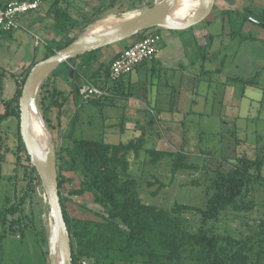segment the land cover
<instances>
[{
  "label": "rangeland",
  "instance_id": "374dc122",
  "mask_svg": "<svg viewBox=\"0 0 264 264\" xmlns=\"http://www.w3.org/2000/svg\"><path fill=\"white\" fill-rule=\"evenodd\" d=\"M53 1L44 0L41 8L35 12L38 16L35 17V13L30 14V17L26 16L33 19V26L0 35V114L7 112L4 101L16 95V89L20 87L23 75L46 55L47 50L44 47L47 42L61 43L69 37L82 36L86 30L96 28L97 25L104 29L109 26L104 23L108 17L115 15L119 18L116 21H124L152 6L157 0H116L110 8L98 15L99 19L96 22L87 26L86 23L95 13L96 8L102 4H109L110 0H59L60 5L68 8L74 19L78 21V25L67 27L65 30L55 28L56 22L47 14ZM249 2L250 5L246 4L255 15L264 14V0H259V3H253L252 0ZM175 9L176 7L171 5L168 14ZM193 11L191 9L187 13L186 19ZM224 17L228 19L227 14H224ZM232 19L230 25L232 36L226 44L223 43L224 27L221 23L196 26L195 35L199 43L189 50L197 55L199 63H205L206 69L213 70L211 75L205 77L203 83L198 84V93L193 97L197 103L191 98L185 100L186 106L183 110L188 115L175 117L176 122L171 120V124L159 122L153 126L144 125L145 131L148 132H146L144 148L138 155L133 152L128 155L130 161L128 171L130 176L136 179L139 196L146 204L168 210H171L175 203L205 208L206 200L211 194L210 183L215 177V172L209 169L213 161L215 166L222 164L228 169L231 161L237 156L255 159L264 155V39H261L264 37V26L251 20L247 21L257 28V31L260 30L257 35L254 33V28L250 30L243 28L240 23L242 19H235L233 16ZM156 28L148 29L147 33ZM160 29L164 36L165 28ZM208 32L213 34V42ZM165 41L164 36L161 47L164 46ZM126 42L127 40H124L114 44L121 46ZM110 46L103 48L100 61L104 68L109 62V49H112ZM85 60L87 57L80 63ZM91 66L89 72L97 68V62ZM58 68L57 66L54 70ZM63 72L56 71L52 80L54 82L58 80ZM63 74L65 78L61 80L67 78L66 72ZM103 75L102 72L97 77V83H102ZM254 77L257 83L250 84L249 81ZM81 78L85 79L84 76ZM225 78L234 85L231 94L226 93L223 83ZM66 80L60 83L65 88ZM189 97L192 95L190 94ZM15 104L14 102L13 107ZM125 105L124 100H116L114 105L102 107L86 104L76 124V136L103 140L112 144L125 143L139 136L141 131L138 129L122 132L120 126H112L121 123L124 119ZM36 106L51 138L53 162L56 163L55 152L71 144L68 130L75 108L71 106L69 100L62 109L60 123L56 119L58 109L53 108L49 112L53 126L49 129L38 105L37 96ZM232 106L234 118L230 117L229 108ZM169 117L166 114V120ZM19 121V117L14 114L0 122V262L52 264L50 253L52 218L40 178L36 180L31 195L21 202L29 187L30 165L33 164L31 159L29 163L27 155L21 151V141L18 136ZM152 148L174 152L183 149L188 154L187 162L195 165V168L179 169L173 173L171 170L173 157L161 159L154 165L151 163V156L147 153V150ZM77 185L78 180L75 178L65 183L64 195H68V190ZM245 200L252 202L249 210L237 211L228 208L216 220L208 222L206 228L212 233L230 234L236 239H249L252 249L247 252V264H253L257 259L260 264H264V170L260 177H256L249 184V192ZM66 204L70 214L75 217L99 219L96 211H100L101 208L93 203L90 195L72 197ZM14 206L18 207V211H6ZM179 216L184 227L190 232L197 231L202 223L201 215L196 209H185ZM42 236L47 238V245H42ZM101 264L125 263L105 260Z\"/></svg>",
  "mask_w": 264,
  "mask_h": 264
},
{
  "label": "trees",
  "instance_id": "16d2710c",
  "mask_svg": "<svg viewBox=\"0 0 264 264\" xmlns=\"http://www.w3.org/2000/svg\"><path fill=\"white\" fill-rule=\"evenodd\" d=\"M13 0H0V6H4ZM116 0H110L109 4H102L88 19L86 26L96 22L105 9L110 8ZM59 0H54L47 13L56 22L54 27L65 30L67 27L78 25L68 8L60 5ZM44 3V0L42 4ZM42 4L38 9L41 8ZM28 13L29 15L33 12ZM229 21L232 23V16L235 19H242L240 22L249 21L255 18L264 21V14L257 16L253 10L246 7L243 10L224 11ZM160 34L161 29H155ZM147 34L146 31L138 33L132 37L139 39ZM77 36L69 37L61 43L49 41L45 44L47 53L44 58L54 54L61 47L66 46ZM98 50L87 52L85 55L73 58L61 64L57 69L41 83L37 97L38 105L43 114L44 120L49 129L53 124L49 117V112L57 108L56 119L61 122L63 108L72 98L75 105V114L71 119L68 130L71 144L61 147L55 152L56 168L59 185L60 201L70 239L72 261L78 258H87L93 264H101L105 260H113L121 263L139 264H247L248 255L252 249L249 239H236L230 234L212 233L206 228L208 222L216 220L219 215L232 208L237 211H247L251 208L250 201H247L249 184L262 175L264 170V155L255 159L245 156H237L231 161L230 168L224 165L215 166V161L209 165V169L215 172V177L210 183L208 200L205 208H194L189 205L175 203L171 210L160 208L142 202L139 196L138 183L129 173L130 161L129 153L138 155L145 146L146 131L142 126L139 130L140 135L129 139L127 142L112 144L103 140L89 139L76 136V124L79 115L86 104L95 107L109 106L116 103V88L121 77L112 81L109 78L110 62L105 65L98 64L93 72H89L94 64ZM83 63L77 64V59L86 58ZM42 58V59H44ZM96 60V59H95ZM34 65V64H33ZM73 67L72 75L69 71ZM31 67L29 68V70ZM66 72V79L71 83V95L65 96L52 80L56 71ZM63 72V73H64ZM103 75L102 83H97L94 75ZM28 72L23 75L21 85L16 89V95L4 101L7 112L0 114V122L11 115H17L20 119L19 97ZM84 76L85 79L81 77ZM125 76V75H124ZM96 77V76H95ZM92 80L96 86L104 89L108 94L102 97L83 99L80 88L84 81ZM98 79V78H97ZM250 84H255V77ZM126 97L130 92H125ZM14 102L16 103L13 107ZM71 103V100H70ZM153 124H148L153 126ZM120 126L121 131L125 130V120L121 123L112 125ZM21 151L27 155L30 163V156L26 150L20 134ZM1 141V137H0ZM1 144V143H0ZM147 153L151 156V163L157 164L161 159L173 157L172 172L179 169L195 168V165L187 162L188 154L180 151L159 150L156 148L148 149ZM30 183L25 195L21 198L30 196L34 191V185L39 175L36 168L30 165ZM67 172L70 175H66ZM78 180V185L72 186L68 190V195H64L63 188L65 183L73 178ZM90 195L93 203L100 206L101 210L96 211L99 219L91 217H75L70 214L66 203L72 197ZM196 209L200 215L202 223L195 232H190L183 225L179 214L185 209ZM6 211L16 212L18 207L14 206ZM6 219V217L4 216ZM4 220V219H3ZM22 220V218H20ZM3 227L5 228V224ZM42 245H47V238H41ZM259 259L253 264H260ZM0 264H2L0 262Z\"/></svg>",
  "mask_w": 264,
  "mask_h": 264
},
{
  "label": "crops",
  "instance_id": "0c3cea01",
  "mask_svg": "<svg viewBox=\"0 0 264 264\" xmlns=\"http://www.w3.org/2000/svg\"><path fill=\"white\" fill-rule=\"evenodd\" d=\"M252 2L259 3V0H252ZM246 3H249L250 5L249 0H214L212 6L209 7L206 13V17L199 23L183 29H165L166 33H164V36L166 37V41L165 44H163V47H161L160 44H162L161 42L164 36L162 30L160 31L161 40L157 45L158 52L153 58L138 65L129 74L122 76L115 89L117 94L114 96V98H116L115 100H124L126 104L124 108L126 109L124 115L125 130L137 131V129L139 130L146 124L159 122L166 124V122L170 123L171 120L176 122V118L188 115L187 112L183 110V107L186 106L185 100L191 98L194 103H197L193 97L198 93V84L201 82L203 83L204 80H206L205 77L211 75V72L213 71L206 69L204 62L199 63L198 58L196 57L197 55L191 53L189 50L190 47L194 48L199 43V39L195 35L197 30L196 26H200V24L210 26L214 23H221L224 27V30L222 31L223 43H229L228 40H230L232 36L230 30V25H232V23L225 18L226 16L224 17L223 12L228 10H243L248 7V4ZM34 13L35 12L32 14ZM26 16L30 17L29 14H26L21 18L20 21L22 27L20 29H26L34 24V22H32L33 19H29ZM36 16H38L37 13H35V17ZM186 17L187 15L182 19H186ZM240 23L245 29L250 30L254 28V26L247 21ZM153 31L156 30L154 29ZM254 31V33L259 35V29L257 31V28H254ZM208 35L212 41L213 34L208 32ZM261 39H264V37ZM134 40L136 39L129 38L127 39V42L121 46L117 45L118 43L112 46L108 45L112 47V49H109V62L118 52ZM103 48L104 47L99 49L95 57L96 60H92L91 63H95L96 61L101 62L100 60L104 52ZM203 57L205 58V56ZM205 60L206 59H203V61ZM81 61L82 58L77 59V64ZM98 76V73H96L94 78L97 79ZM61 78H65L63 73L59 75L58 80H55V85L64 92L65 96L70 97L71 83L66 79L61 80ZM94 78L92 79L93 81ZM64 80H66V83L64 82L66 88L60 84L61 81L63 82ZM223 83L225 84L226 93L230 92L231 94L234 90V85L227 78L223 79ZM125 92H130V96L126 97ZM190 94L192 97H189ZM70 100L71 106L75 108L73 99L71 98ZM233 108V106L229 108L231 109L229 111L230 117L232 118L235 117ZM166 114L170 116L167 120ZM195 114L197 115L198 113Z\"/></svg>",
  "mask_w": 264,
  "mask_h": 264
},
{
  "label": "water",
  "instance_id": "95a60500",
  "mask_svg": "<svg viewBox=\"0 0 264 264\" xmlns=\"http://www.w3.org/2000/svg\"><path fill=\"white\" fill-rule=\"evenodd\" d=\"M214 0H201L197 8L190 13L187 19L182 21H174L168 18L170 14L169 0H157L152 6L145 8L133 18L125 21L117 29L107 31L106 33L91 37H77L75 40L66 46L58 49L54 54L39 60L30 69L26 77L21 95L19 97L20 111V134L25 144L26 150L30 156L33 166L36 168L39 175L42 187L45 192L47 204L51 211V217L56 225V236L61 252L62 264H73L70 239L67 231V226L60 204L59 185L57 177V168L53 162L51 170H48L42 159L35 153L30 136L28 133V113L33 103L36 104V96L44 78L57 66L67 62L70 59L76 58L87 52L98 50L104 46H108L117 42H121L136 36L142 31L150 28L158 27L165 29H183L193 26L206 17L209 7L212 6ZM251 21L264 26V21L251 18ZM73 67L70 69L72 75ZM51 240V237H50ZM51 245V243H50ZM51 248V246H50ZM52 264L53 263V259Z\"/></svg>",
  "mask_w": 264,
  "mask_h": 264
},
{
  "label": "built area",
  "instance_id": "2783aa9c",
  "mask_svg": "<svg viewBox=\"0 0 264 264\" xmlns=\"http://www.w3.org/2000/svg\"><path fill=\"white\" fill-rule=\"evenodd\" d=\"M43 0H13L4 6H0V35L9 34L22 27L21 18L37 10ZM161 35L151 31L143 37L134 40L118 52L110 62L109 78L118 80L121 76L132 72L138 65L151 59L158 52L157 44ZM80 93L83 99L102 97L108 93L90 81H85ZM73 264H92L87 258H78Z\"/></svg>",
  "mask_w": 264,
  "mask_h": 264
},
{
  "label": "bare ground",
  "instance_id": "6f19581e",
  "mask_svg": "<svg viewBox=\"0 0 264 264\" xmlns=\"http://www.w3.org/2000/svg\"><path fill=\"white\" fill-rule=\"evenodd\" d=\"M201 0H169L170 5H173L176 7L175 11L173 10L172 13L168 16L171 20L174 21H181L182 18H184L188 12H190L191 9L195 10L200 3ZM140 12L136 13L139 14ZM134 14L132 17L128 19H124V21H116L119 18H116L117 16H110L108 17L104 23L106 26L104 29L102 27H99L98 25L96 28L89 29L88 31L82 35L83 38H91L103 33H106L107 31L117 29L120 27L125 21L133 18L136 16ZM96 24V23H95ZM93 26V25H92ZM91 26V27H92ZM28 133L30 136V142H32L33 149L35 153L42 159L44 165L48 170H51L53 159H54V152L52 147L51 138L49 136V133L44 125L42 115L40 113L39 108L36 106L35 103L32 104L30 107V110H28ZM52 218V217H51ZM56 225L52 218V224H51V258L53 259L54 264H62L61 263V252L59 248L58 239L56 236Z\"/></svg>",
  "mask_w": 264,
  "mask_h": 264
}]
</instances>
